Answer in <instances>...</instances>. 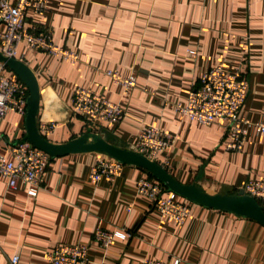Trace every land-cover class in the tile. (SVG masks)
<instances>
[{
  "label": "crops",
  "instance_id": "0c3cea01",
  "mask_svg": "<svg viewBox=\"0 0 264 264\" xmlns=\"http://www.w3.org/2000/svg\"><path fill=\"white\" fill-rule=\"evenodd\" d=\"M26 25L51 29L58 45L79 55L71 61L26 42L18 46L16 58L40 87L38 127L59 123L51 132L39 128L49 141L67 143L91 131L134 150L139 132L156 125L176 136L174 147L156 161L168 160L164 166L183 184L238 194L248 179L264 177V134L251 128L243 150L229 151L222 123L183 118L173 105L186 102L210 68H240L249 81L241 113L264 121V0H52L44 14L29 10ZM5 29L0 21V32ZM106 70L134 74L137 86L125 93ZM78 87L120 103V121H96L75 110ZM26 134L25 114L9 112L0 119V152ZM102 154L52 157L37 196L23 183L10 188L0 178V264H12L15 254L18 264H50L47 255L65 243L88 244L86 264L174 257L180 264H264L263 224L195 202L179 224L137 192L138 180L149 177L146 169L126 164L114 182L91 180L90 168ZM99 226L126 227L133 235L103 249L94 241Z\"/></svg>",
  "mask_w": 264,
  "mask_h": 264
},
{
  "label": "built area",
  "instance_id": "2783aa9c",
  "mask_svg": "<svg viewBox=\"0 0 264 264\" xmlns=\"http://www.w3.org/2000/svg\"><path fill=\"white\" fill-rule=\"evenodd\" d=\"M52 0H0V21L6 29L0 32V51L8 57H17L18 46L26 42L31 49L77 61L79 55L69 48L58 45L53 40L51 29H40L36 25L27 26L29 10L37 14L46 13ZM191 57L197 51H189ZM114 82L124 88L125 93L137 86L134 74L123 76L113 70L104 71ZM249 81L240 68L233 71L217 65L203 73L199 82L192 88L186 102L173 103L181 117H188L204 125L222 123L226 129L227 150L239 152L244 148L249 130L264 134V121H255L241 113L247 99ZM29 90L25 82L3 62H0V119L9 112L26 114ZM73 107L96 121L118 123L124 115V108L118 102L111 101L98 94L90 87H78L73 97ZM59 126L58 122L41 123L40 130L51 132ZM176 136L156 125L142 129L134 150L156 160L160 152L170 151ZM52 157L37 148L26 139H19L6 146L0 152V178L6 180L10 188L23 183L27 193L37 196L44 173ZM168 164V160L165 164ZM164 164V165H165ZM125 163L102 154L90 168L89 177L93 181L106 179L114 182L123 174ZM163 165V164H162ZM163 165V166H164ZM243 189L249 195L264 201V177L248 179ZM137 192L155 202L159 211L172 217L179 224L184 223L191 214V205L182 201L176 192L151 177H143L137 182ZM132 232L126 227L108 230L99 226L94 234V241L103 249L109 248L117 237L126 238ZM88 244H60L47 255L50 264H86L90 261ZM20 256L15 254L11 262L18 264ZM178 257L169 260L146 258L141 264H180Z\"/></svg>",
  "mask_w": 264,
  "mask_h": 264
},
{
  "label": "water",
  "instance_id": "95a60500",
  "mask_svg": "<svg viewBox=\"0 0 264 264\" xmlns=\"http://www.w3.org/2000/svg\"><path fill=\"white\" fill-rule=\"evenodd\" d=\"M0 62L14 71L25 82L29 90L25 114L27 130L25 139L50 154L51 157L98 151L125 164L137 165L146 169L154 178L163 182L169 190L192 202L209 208L231 211L237 215L255 219L264 225V206L256 197L247 194L244 189H241L238 194L209 193L196 184H183L158 161L133 149L114 144L101 134L91 131L67 143L57 144L49 141L41 133L37 123L40 87L34 72L23 60L5 56L1 51Z\"/></svg>",
  "mask_w": 264,
  "mask_h": 264
},
{
  "label": "trees",
  "instance_id": "16d2710c",
  "mask_svg": "<svg viewBox=\"0 0 264 264\" xmlns=\"http://www.w3.org/2000/svg\"><path fill=\"white\" fill-rule=\"evenodd\" d=\"M149 177H151V178H153V179H156V178H154L150 173H149ZM157 180V179H156ZM158 181H160V180H158ZM168 188V187H167ZM180 197V199L182 200V201H184V202H186V203H188V204H191L192 203V201H190V200H188V199H186V198H184V197H182L181 198V196H179ZM261 204H262V201L260 202ZM131 232H132V235H133V231L131 230Z\"/></svg>",
  "mask_w": 264,
  "mask_h": 264
}]
</instances>
